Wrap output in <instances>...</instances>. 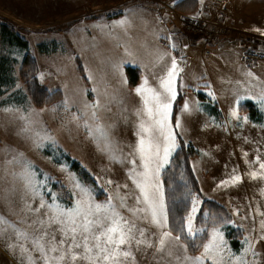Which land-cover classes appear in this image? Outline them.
Listing matches in <instances>:
<instances>
[{
	"label": "snow or ice",
	"instance_id": "obj_1",
	"mask_svg": "<svg viewBox=\"0 0 264 264\" xmlns=\"http://www.w3.org/2000/svg\"><path fill=\"white\" fill-rule=\"evenodd\" d=\"M129 15L131 10L125 19L116 22V26L126 30ZM168 55L159 54L157 63ZM182 71L173 57L170 63L164 62L163 74L158 77L156 87L144 77L134 89L140 98V105L133 113L137 139L130 146L128 156L123 155V149L112 139L113 125L105 122V114L110 112L112 102L107 86L103 91L99 86L93 89L98 97L106 99L85 103L79 115L72 116L76 127L87 129L101 152L131 165L127 171L131 188L127 183H117L105 201L96 202L91 189L74 182L72 195L75 199L67 206L58 203L55 195L44 191L48 178H39L43 174L30 161L13 157L7 162L14 167L9 172L12 187L0 195L6 210V214L0 212V241L19 257L20 264H138L137 255L149 253L153 264H205V261L210 264H262L261 254L255 250V245L264 240V211L259 204L254 208L250 205L245 215H241L243 206L233 209L232 214L240 218V223L221 218L211 226L205 223L198 227L195 221L201 201L198 196H192L187 215L170 224L160 173L170 163L178 146L174 128L179 129L182 125L177 119L173 128L170 118L177 95L175 81ZM89 79L94 77L90 75ZM122 83L126 84L127 79H122ZM187 107L186 104L185 111ZM232 115L236 116V112ZM22 131L27 133L29 128ZM36 146L40 147V144L36 143ZM243 155L249 166L244 175L264 183V160L259 150L251 162L247 161V152ZM242 182L243 177L233 169L230 177L217 187ZM106 183L114 184L112 180ZM259 191L264 197V186ZM46 195H50V200L45 198ZM245 221H250V225ZM225 224L248 232L238 253L233 252L224 239L221 228ZM201 234L204 238L198 243ZM190 248L202 251L200 255H190Z\"/></svg>",
	"mask_w": 264,
	"mask_h": 264
},
{
	"label": "crops",
	"instance_id": "obj_2",
	"mask_svg": "<svg viewBox=\"0 0 264 264\" xmlns=\"http://www.w3.org/2000/svg\"><path fill=\"white\" fill-rule=\"evenodd\" d=\"M178 1L162 0L156 6H150V9H143L142 14L135 11L127 16L130 23L126 30L119 27L114 32L106 31L105 38L112 42L115 36L114 43L121 51L117 55L119 61L114 62L110 58L104 61L102 58L106 51L104 44L98 42L95 49L92 48L91 58L84 62L92 101L106 99L98 97L93 89L99 86L103 91L107 86L112 102L109 105L110 112L105 114V122L113 125L112 139L119 148L123 149V155L128 156L131 152L130 146L135 144L137 139L135 135L136 117L133 113L140 105V98L135 94L134 89L142 83L144 77L148 78L151 86L156 87L158 77L163 74L164 62L170 63L171 58L174 57L183 71L175 81L177 95L172 103L170 123L174 128L176 120L179 119L182 125L179 129L174 128L177 145L179 134L187 143L199 150V154L192 159V166L203 194L228 207L231 214L233 209L243 206L241 215H245L250 205L254 208L257 204L260 205L261 211H264V197L259 191L264 183L252 181L244 175L249 170V166L243 155L247 152V161L251 162L255 160L257 150H259L261 159L264 160V61L257 62L253 67L246 69L242 57L245 42L237 34L210 46L205 41L190 38L183 32L180 25L183 23L182 13L187 10H196L205 15L224 12L235 28L264 36V0H194V4H191V0ZM125 18L126 14L122 11L105 16V22L110 23ZM180 47L183 48L184 57L180 55ZM197 49L203 50L206 58L213 52L212 63L223 60L225 68L228 65L233 71L241 72L240 80L229 78L226 71H221L217 77L211 67H207V61L203 64H195ZM162 53L169 55L157 63V57ZM127 66L139 69V80L134 86L129 83ZM90 75L94 79H89ZM124 78L127 79L126 84L122 83ZM234 81L245 83L249 94L242 97L243 88L240 94H236V91L229 86ZM2 88L0 86V90ZM179 95L182 101L173 118L175 102ZM11 97L15 99L11 102V108H17L23 104L22 102H26V96L13 93ZM247 102L254 104L256 108L254 114L240 108L241 104ZM186 104L188 107L185 111ZM233 111L236 112V116L232 115ZM89 138L88 135L87 140ZM92 146L93 142L90 141L89 148L91 149ZM77 163L72 162L71 166L75 167ZM130 167V164L120 162L119 159H112L108 153L99 150L95 163L92 162L87 166L88 169L86 168L95 182L96 180L101 182L105 189L103 198H99L94 192V199L98 202L105 201L107 196L113 193L117 183L120 185L127 183L131 188L132 184L127 176ZM253 167H258V165ZM164 169L161 170L160 180L165 194L162 179ZM233 169H236L237 174L243 177V182L235 186L219 187L221 198L218 200L207 188L208 176L211 174L212 180L215 179L220 184L222 180L230 177ZM3 172L0 171V192L4 187L2 182L5 184V189L7 188L6 176L2 180ZM108 180H112L114 184L108 185L106 183ZM122 191L127 190L122 189ZM226 198L230 201H225ZM0 212L6 214V210H0ZM232 220L240 223V218L233 214ZM250 223V221H245L246 225ZM232 230H236V234H239L238 246L233 245L229 236ZM221 231L231 250L238 253L241 250V241L248 235V232L232 224H225ZM255 250L261 254L260 260L264 264V240L255 245ZM201 251L202 249H199L197 253H192L189 250V254L200 255ZM137 261L138 264H153L150 253L145 256L137 255ZM0 264H20L19 257L8 249L4 241H0ZM205 264H210V262L205 261Z\"/></svg>",
	"mask_w": 264,
	"mask_h": 264
},
{
	"label": "rangeland",
	"instance_id": "obj_3",
	"mask_svg": "<svg viewBox=\"0 0 264 264\" xmlns=\"http://www.w3.org/2000/svg\"><path fill=\"white\" fill-rule=\"evenodd\" d=\"M160 1L162 0H0V70H4L3 81H0V86L3 87L0 92V171L7 172L2 173V180L6 176V189L12 187L9 172L14 167L7 162L13 157H19L30 161L43 174L40 178H48L44 191L55 195L58 203L71 206L75 199L72 195L75 190L74 182H79L99 198H103V194L99 196L105 190L101 182L96 180L97 186L94 187L81 176L74 165V168L71 166L72 162H78L86 169L92 162L95 163L99 151L92 139L87 140V129L82 126L77 128L72 122V116L79 115L85 103L93 102L84 62L91 58L92 48L95 49L98 42L104 44L106 49L102 57L104 61L109 58L114 62L119 61L117 55L121 50L114 43L115 36L112 42L105 38L107 30L114 32L119 27L116 26L117 21L105 22V16L122 11L127 14L130 10L131 13L137 11L142 14L143 9H150V6H156ZM182 14L183 23L180 25L188 35L186 28L191 24V19L203 14L196 10H187ZM216 14L207 17L210 21L207 23V30L216 26L213 23ZM225 20L228 27L218 25L217 28L226 30L224 32L228 34L227 38L237 34L239 38L264 42L263 35L240 30L227 17ZM224 39L226 36L220 40ZM22 42L26 45H22ZM182 50L180 47V55L184 57ZM212 55L213 52L206 58L203 50L197 49L194 63L203 64L207 61V67H211L217 77L221 71H226L229 78L240 80L241 72L233 71L228 65L225 68L223 60L212 63ZM79 62L85 76L80 71ZM35 76L47 91H57L58 98L37 105L27 85ZM229 86L236 94H240L243 88L242 97L249 94L245 83L234 81ZM13 93L26 96V102H22L17 108H11V102L15 100L11 97ZM25 127L29 128L27 133L22 131ZM90 141L93 142L91 149ZM218 184L219 181L212 180L210 174L207 188L211 195L220 200ZM2 186L4 187L0 193L3 195L6 190L3 182ZM45 198L50 200V195ZM200 201L199 209L202 199ZM225 201L230 200L226 198ZM3 208V202H0V210H5Z\"/></svg>",
	"mask_w": 264,
	"mask_h": 264
},
{
	"label": "trees",
	"instance_id": "obj_4",
	"mask_svg": "<svg viewBox=\"0 0 264 264\" xmlns=\"http://www.w3.org/2000/svg\"><path fill=\"white\" fill-rule=\"evenodd\" d=\"M180 1L182 0H179L178 2ZM193 2L195 1L191 0V4H194ZM22 45H26V43L22 42ZM79 68L81 73L84 75V71L80 62ZM3 71V69L0 70V81H3ZM126 71L129 77L130 85H136L140 75L139 69H137L136 67L127 66ZM33 78L34 79L31 81V83H28L27 85L32 98L37 105H41L58 98L59 94L57 93V91H47V89L43 87L38 80H36V76ZM40 94H44V96H40ZM181 101L182 98L181 95H179L175 102L173 118L178 112ZM240 108L242 110L250 111L252 114L256 112V108L251 102L241 104ZM198 154L199 150L194 145L187 143L178 134V148L171 158L170 163L162 172L170 224L175 221L181 220L184 216L187 215L188 211L191 208L192 196H198L200 199H202L200 211L198 212L195 221L198 226H203L206 220L209 226H211L212 222L221 218H232L231 212L224 205L214 199L206 197L203 194L200 183L192 166V159ZM75 168L80 172L83 178L91 182L94 187L97 186V183L85 168H81L78 163L75 165ZM102 194H104L103 190L102 193L99 194V196L101 197ZM204 214H207V216H205ZM210 215L211 217H209ZM236 232V230H232L229 234L234 246H238L239 244V234H236ZM203 238L204 234H201V238L197 242H201ZM189 250L192 253H197L199 251V249L192 248H190Z\"/></svg>",
	"mask_w": 264,
	"mask_h": 264
},
{
	"label": "built area",
	"instance_id": "obj_5",
	"mask_svg": "<svg viewBox=\"0 0 264 264\" xmlns=\"http://www.w3.org/2000/svg\"><path fill=\"white\" fill-rule=\"evenodd\" d=\"M214 16V15H213ZM207 17H211V15H200L197 17H193L191 20V24H188V28H186V33L190 38L204 40L207 44L212 45L223 39L226 35L224 29H218L217 26H227L225 20L224 13L216 14V19L213 21L216 26L209 28L207 30V23L210 22ZM211 24V23H209ZM187 27V26H186ZM228 27V26H227ZM244 42V51H243V60L247 67H252L259 61H264V42H260L258 40H253L251 38H241ZM208 53V51H207Z\"/></svg>",
	"mask_w": 264,
	"mask_h": 264
}]
</instances>
